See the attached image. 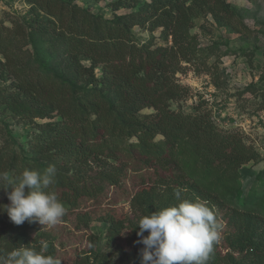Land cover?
Returning <instances> with one entry per match:
<instances>
[{
  "label": "trees",
  "instance_id": "trees-1",
  "mask_svg": "<svg viewBox=\"0 0 264 264\" xmlns=\"http://www.w3.org/2000/svg\"><path fill=\"white\" fill-rule=\"evenodd\" d=\"M23 1L29 6L27 14L31 16L26 27L18 24L15 31L0 30V81L11 79L14 91L8 95L10 98L6 101L9 104L5 107L13 105L10 99L16 102L21 98L29 106L18 102L22 108L11 107V112L19 108L21 118L33 124L34 120L46 122L38 126L39 131L27 144L36 161L23 160L25 164L20 167L16 153L0 147V173H6L12 179L20 174L19 170L24 165L40 171L54 165L57 169L56 183L60 187L68 186L69 193L61 201L65 207H70L77 204L78 197L89 192L84 185L81 188L69 180L67 174L74 173V180L83 183L79 174L85 166L104 159L114 160L115 152H119L125 142L128 150L129 147L140 149L147 156L154 157L155 162L160 161L166 170H172V167L182 169L185 173L183 178L192 182L196 189L200 185L194 180L197 174L206 179L214 171L230 170L235 175L241 166L258 157L256 150L237 130L219 131L209 112L201 105H197L191 114L172 109V104L183 100L188 93L187 88L178 83L176 75L185 71L183 65L193 64L197 50L195 38L189 36L191 7H208L215 13H228L230 10L224 0H164L152 6L149 17L129 16L111 21L64 0ZM145 22L150 33L159 30L170 44L157 45L152 40L136 43L132 29ZM13 34L48 38L52 43L51 58L62 60L74 82L60 77L55 69L51 70L47 63L40 61L38 67L35 63L26 62L10 69L11 56L7 51ZM97 70L100 75L96 74ZM144 110L152 113L142 114ZM157 137L162 140L156 141ZM179 142H184L189 148L182 154L191 155L190 162L200 169L191 171L186 169L188 163L177 160L175 148ZM155 147H158L157 156L153 152ZM219 185L226 184L220 181ZM0 186L6 187L7 182L0 181ZM214 190L217 191L214 188L209 193ZM235 191H238L237 195L233 194ZM197 192H202V189ZM219 193H222V204L232 198L240 199L241 208H232L231 213L235 226L243 230L237 231L231 240L227 239L237 258L232 254L218 256L212 252L207 264H264V220L259 222V218L264 219V193L258 198L254 196L256 198L253 197L250 204L241 200L239 190L233 185L225 186ZM226 195L230 196L229 200H225ZM158 196L142 193L131 207L143 215L150 214L152 209H148L155 203L167 206V202ZM199 197L206 200L202 193ZM9 203L6 191L0 189V205ZM106 222L109 227L105 245L114 248L119 264H130L134 255L140 256L143 248L137 243L138 223L131 228L135 250L125 253L114 242L121 237L127 225L111 218ZM0 226L6 230L2 233L6 238L0 251L32 244L27 234L31 227L29 222L15 225L6 212L0 211ZM147 234L146 231L144 235ZM38 243L37 238L33 239L34 246ZM97 243V237L91 236L90 247ZM48 252L52 255V248H48ZM91 254L94 263H107L101 253L91 251ZM79 264L87 263L81 260Z\"/></svg>",
  "mask_w": 264,
  "mask_h": 264
},
{
  "label": "rangeland",
  "instance_id": "rangeland-1",
  "mask_svg": "<svg viewBox=\"0 0 264 264\" xmlns=\"http://www.w3.org/2000/svg\"><path fill=\"white\" fill-rule=\"evenodd\" d=\"M64 1L111 21L117 18L126 19L129 16L149 17L152 6L159 5L164 0ZM224 2L230 10L228 13H215L208 7H191L192 28L189 30V36L195 38L197 50L193 64L183 65L185 71L176 75L178 83L187 88L188 93L183 100L173 103L172 109L191 114L197 105H201L209 112L219 131L226 133L237 130L246 143L256 150L258 157L241 166L235 175L230 170L214 171L206 179L202 174H197L194 180L200 185L196 189L192 182L183 178L185 173H182V169L170 167L172 170H166L160 165V161L155 162L154 157L147 156L140 149L129 147L128 150L125 142L120 146V151L115 152L114 160L104 159L85 166L82 174H79L84 180L83 183L74 180V173L67 174L69 180L79 184L81 188L84 185L89 193L78 197L76 205L65 207L66 214L55 226L30 223L27 234L32 239V244L35 238L39 242H47L53 250L52 255L62 264H79L81 260L87 264H97L98 261H93L91 251L105 256L106 264H119L114 248L105 245L109 227L106 220L111 218L125 222L127 226L114 243L125 253L133 252L135 243L131 237V228L143 214L134 211L131 203L140 194L145 193L159 195L168 206L177 203L174 190L180 189L183 199L196 200L200 199L201 193L204 194V202L213 209L223 225L221 237L212 252L218 256L232 254L235 258L238 257L237 253L230 249L227 239L231 240L237 231L243 230L235 226L231 213V210H234L232 208H241L240 199L232 198L228 203L222 204V193L219 192L225 189V186L233 185L239 190L241 200L249 204L254 196L258 198L264 193V0ZM118 3L120 4L117 6ZM28 11L29 6L23 0H0V30L7 28L15 31L18 24L26 27V22L31 19ZM132 33L138 44L149 40L162 46L170 44V40L162 36L159 30L150 33L146 22L134 27ZM27 34H13L12 38H9L10 47L7 52L11 61L8 67L14 69L26 62L35 63L38 67L40 61L47 63L51 70L55 69L60 77L74 82L62 60L51 58L52 43L48 38ZM4 36L5 34L2 35ZM83 64L87 65L86 62ZM96 74L100 75V72L97 70ZM11 84V79L0 81V147L9 153L15 152L21 167L23 160L31 163L36 161L28 151L27 144L39 131L38 126L46 121L34 120L33 124L32 121L21 118L22 111L20 112L19 108L22 107L18 102L20 105L29 106L21 98L16 102L10 99L13 105L5 107V104H9L6 99L14 92ZM78 84L84 86L80 82ZM17 106L18 109L10 111L11 107ZM150 113L151 110L142 112ZM161 140V137L156 138V141ZM185 149L189 150L188 146L179 142L175 148V157L189 164L186 169L196 170L198 165L190 162L191 155L182 154ZM157 150L158 147L153 150L156 156ZM26 167L24 165L19 173ZM219 180L226 185L220 186ZM199 188L202 192H197ZM214 188L217 191L209 193ZM54 190L60 200L69 193L68 186L60 187L57 183ZM237 192L233 194L237 195ZM234 195L232 196L235 197ZM229 199L230 196L226 195L225 200ZM163 207L164 204L155 203L148 211L152 209L153 212ZM263 220L259 218V222L263 223ZM3 232L6 230L0 226V250L6 238ZM93 235L97 237L98 243L91 248L90 238ZM130 264H141L140 256L134 255Z\"/></svg>",
  "mask_w": 264,
  "mask_h": 264
},
{
  "label": "clouds",
  "instance_id": "clouds-1",
  "mask_svg": "<svg viewBox=\"0 0 264 264\" xmlns=\"http://www.w3.org/2000/svg\"><path fill=\"white\" fill-rule=\"evenodd\" d=\"M57 169L49 165L42 171L25 168L10 179L0 173V186L7 193L9 204L0 205L11 222L22 225L25 221L43 226H55L66 214L63 202L58 198L54 185ZM11 188V191L7 189ZM177 201L142 215L138 220L137 243L141 264H207L213 246L219 241L223 225L207 202L181 197V190H174ZM147 235H144L145 232ZM49 245L40 241L38 246L29 244L0 251V264H62L49 254Z\"/></svg>",
  "mask_w": 264,
  "mask_h": 264
}]
</instances>
